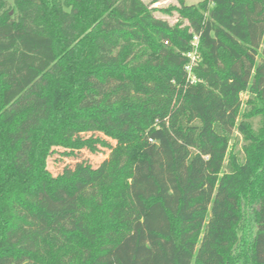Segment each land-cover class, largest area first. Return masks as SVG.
Returning <instances> with one entry per match:
<instances>
[{
    "label": "trees",
    "instance_id": "trees-1",
    "mask_svg": "<svg viewBox=\"0 0 264 264\" xmlns=\"http://www.w3.org/2000/svg\"><path fill=\"white\" fill-rule=\"evenodd\" d=\"M177 1L0 0V264H264V0Z\"/></svg>",
    "mask_w": 264,
    "mask_h": 264
},
{
    "label": "rangeland",
    "instance_id": "rangeland-1",
    "mask_svg": "<svg viewBox=\"0 0 264 264\" xmlns=\"http://www.w3.org/2000/svg\"><path fill=\"white\" fill-rule=\"evenodd\" d=\"M63 2L66 0H62ZM146 5L150 8H156L159 10H171V8L178 6L177 0H142ZM204 0H185V3L188 5L198 6ZM167 10V11H168ZM157 17L164 19L170 23V25H176L179 22V15L176 11H173L172 14H168L165 12H157ZM243 99H247V95L242 96ZM105 138L104 136L100 135ZM114 146L116 142L109 140ZM241 147V143H239L238 148ZM64 149H56L55 153L49 159V170L53 173V175H60L65 168L70 167L73 168L76 166L78 162L88 161L94 167L99 166L104 160H106L110 155V150H104L98 154H92L89 151L83 150L81 152L76 153L73 157H66L64 155Z\"/></svg>",
    "mask_w": 264,
    "mask_h": 264
},
{
    "label": "built area",
    "instance_id": "built-area-1",
    "mask_svg": "<svg viewBox=\"0 0 264 264\" xmlns=\"http://www.w3.org/2000/svg\"><path fill=\"white\" fill-rule=\"evenodd\" d=\"M199 36H195L194 41H193V47L194 50L192 53L188 55L190 58L189 64L186 66V71L191 75L193 67L197 64L198 60V47H199Z\"/></svg>",
    "mask_w": 264,
    "mask_h": 264
}]
</instances>
